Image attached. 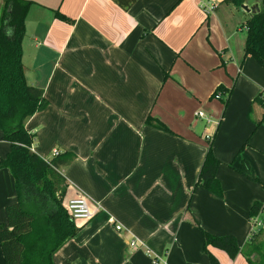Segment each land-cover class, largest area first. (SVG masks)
<instances>
[{
  "label": "crops",
  "instance_id": "obj_1",
  "mask_svg": "<svg viewBox=\"0 0 264 264\" xmlns=\"http://www.w3.org/2000/svg\"><path fill=\"white\" fill-rule=\"evenodd\" d=\"M29 1L21 61L47 102L25 121L31 150L73 153L61 168L63 202L84 195L99 206L75 222L53 264H211L201 229L233 235L240 248L264 230V211L254 230L248 218L253 201L264 204V127L255 128L264 106L254 101L264 97V68L244 55L243 9L223 0H136L127 9L113 0ZM206 135L220 161V196L194 187ZM9 149L0 139V159ZM14 200L13 177L0 168V224ZM208 251L218 264H246L240 253Z\"/></svg>",
  "mask_w": 264,
  "mask_h": 264
},
{
  "label": "trees",
  "instance_id": "obj_2",
  "mask_svg": "<svg viewBox=\"0 0 264 264\" xmlns=\"http://www.w3.org/2000/svg\"><path fill=\"white\" fill-rule=\"evenodd\" d=\"M113 1L127 9L136 0ZM223 2L239 10L247 7L243 9L246 15L243 52L264 68V0ZM30 5L29 0H2L0 8V139L10 144L9 151L0 159V168L10 171L15 191V200L4 207L5 223L0 224V250L4 264H53L52 255L79 229L63 205L66 181L61 168L73 160L74 154L64 151L54 157H40L31 150L34 135L24 126L31 115L47 106L43 91L27 85L21 61L24 22ZM253 5L257 7L251 10ZM55 15L62 18L57 11ZM217 91L224 92L221 87ZM254 101L262 104L261 97ZM145 123L167 131L150 115H147ZM259 125L264 127V109L255 128ZM206 143L194 187L201 186L220 196L221 188L216 178L220 161L212 152L211 141ZM247 143L245 140L238 151ZM243 166L246 171L248 164L244 162ZM263 208L264 204L253 201L248 218H253ZM201 233L203 249L211 264H218V261L209 253L208 246L225 251L231 259L240 253L246 264H264V239L260 240L264 236L263 229L252 232L242 248L233 235H213L202 229ZM252 255L257 259L252 260Z\"/></svg>",
  "mask_w": 264,
  "mask_h": 264
},
{
  "label": "built area",
  "instance_id": "obj_3",
  "mask_svg": "<svg viewBox=\"0 0 264 264\" xmlns=\"http://www.w3.org/2000/svg\"><path fill=\"white\" fill-rule=\"evenodd\" d=\"M214 97L219 99L221 97V92L216 91L214 94ZM262 105L264 106V97L262 98ZM195 115L197 117H201V118L205 119V121L207 123L209 122V119L206 117V115L202 111H197L195 113ZM205 139L207 141H209L211 139V136L206 135ZM59 153L60 152L57 149L53 148L50 150L49 157H54V156L58 155ZM63 205H64L66 211L68 212V214L70 215V217L75 222L76 221L85 222V221L91 219L95 215L96 211L99 209V206H97V205H96V209L91 208L89 205L88 198L85 197L84 195H78L76 197L70 198V199L66 200L65 202H63ZM262 211H264V208H263V210H260L257 215H255L253 218H251V221L253 224V230L256 227L261 226V224H262V220L260 217V214ZM114 229L120 230V229H122V226L120 224H116V225H114ZM130 245L134 247V246H142L143 244H142V242L134 239V240H131Z\"/></svg>",
  "mask_w": 264,
  "mask_h": 264
},
{
  "label": "water",
  "instance_id": "obj_4",
  "mask_svg": "<svg viewBox=\"0 0 264 264\" xmlns=\"http://www.w3.org/2000/svg\"><path fill=\"white\" fill-rule=\"evenodd\" d=\"M256 7H257L256 5H253L250 9L253 10ZM243 9H247V7L246 6H243Z\"/></svg>",
  "mask_w": 264,
  "mask_h": 264
},
{
  "label": "rangeland",
  "instance_id": "obj_5",
  "mask_svg": "<svg viewBox=\"0 0 264 264\" xmlns=\"http://www.w3.org/2000/svg\"><path fill=\"white\" fill-rule=\"evenodd\" d=\"M260 239L263 240V239H264V236H261ZM261 264H262V263H261Z\"/></svg>",
  "mask_w": 264,
  "mask_h": 264
}]
</instances>
